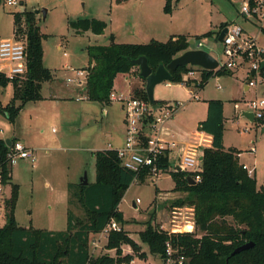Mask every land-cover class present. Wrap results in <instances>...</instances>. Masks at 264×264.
Returning <instances> with one entry per match:
<instances>
[{
  "label": "rangeland",
  "instance_id": "374dc122",
  "mask_svg": "<svg viewBox=\"0 0 264 264\" xmlns=\"http://www.w3.org/2000/svg\"><path fill=\"white\" fill-rule=\"evenodd\" d=\"M20 1L22 4L9 6L7 0H0V39L15 36L14 12L39 10L36 13L37 23L40 31L46 35L43 39L44 65L62 74L60 83H56V89L67 88L64 93L69 91V95L84 97L83 86L65 83L64 78L72 73L64 70L68 65L77 69L89 67L87 47L108 45L111 42L108 23L113 0ZM141 1H133L140 4L138 7L142 11H147L139 19L136 18L139 14H135V4L130 10L124 9L130 11L129 16L133 14L130 21L136 18L134 23L138 26L129 22L121 31L115 30L123 43H148L152 39L167 41L172 34H182L194 41L190 47L195 49L198 42L203 41L206 51L219 60H224L221 41H216L217 34L222 25L236 23L247 29L250 35L257 36L259 45L264 48V33L259 32L257 27L241 15L243 0H178L171 13L165 12L164 0ZM43 9L47 10L45 18ZM82 18L105 21L108 29H105L107 31L102 34L103 37L95 36L91 31L77 33L70 21ZM119 26L118 22L115 27ZM123 30L128 34H124ZM190 71L193 73L188 75L189 80H196L194 86L164 81L155 87V100L164 101L166 106L179 105L174 115L163 123L162 136L171 138L174 135L173 138L179 144L193 143L198 138L197 134H201L197 131V123L206 118L207 99H222L224 146L226 149L240 151L239 162L254 168L253 176L257 185L264 189V125L257 126L241 115L247 109V101L255 98L254 90L245 91L243 81L246 72L239 70L232 76L215 75L202 88H196L195 85L201 80L200 68L194 66ZM45 84L41 88L42 99L23 105L15 123H11L0 112V129L3 131L0 136L15 135L26 147L35 150L37 158L34 167L27 159H17L12 165L11 181L19 187L15 207L17 223L21 226L59 231L67 226L69 210L81 218L85 217V211L76 201L70 185L80 183L85 174L89 182L95 181L94 150L105 148L108 143L114 146L118 144L117 137L125 129V110L117 101L105 106L89 99L77 101L75 97L56 102L50 98L51 89ZM114 84V92L129 96L139 86L145 85V82L133 68L127 74H118ZM193 91L197 92L199 99L194 98ZM12 97L13 88L9 84L1 95L3 105L8 104ZM20 104L21 101L17 100L16 106ZM159 108L157 106L156 110L160 116L168 111L165 107L162 110ZM0 188V226H3L6 223L5 202L11 197L12 186L1 183ZM173 188L171 174H163L158 181L151 178L145 182H134L125 192L119 204L123 223H118L139 244L137 252L130 245L122 248L123 255L125 249L131 251L125 256L134 255L131 264H163L162 258L152 255L149 247L141 241L140 232L150 224H163L167 221L168 212L175 200L186 194L173 191ZM158 189L160 191L157 195ZM154 217L156 222L152 219ZM106 244L107 236L100 233L91 236L90 248L94 258L108 254Z\"/></svg>",
  "mask_w": 264,
  "mask_h": 264
},
{
  "label": "trees",
  "instance_id": "16d2710c",
  "mask_svg": "<svg viewBox=\"0 0 264 264\" xmlns=\"http://www.w3.org/2000/svg\"><path fill=\"white\" fill-rule=\"evenodd\" d=\"M125 1L116 0L117 3ZM164 1L166 13H171L174 3L178 2ZM13 15L15 36L24 39L27 46V74L25 78L12 81L0 71V112L11 123H15L23 105L42 99L43 83L52 81L56 75L54 70L44 65L43 39L46 35L40 31L36 12L25 10ZM70 25L77 33L91 31L97 35L103 34L107 28L105 21L95 18L70 21ZM227 25H222L221 29ZM189 48L190 39L182 34L171 36L167 41L152 39L148 43H120L111 36L108 45H89L90 64L83 68L89 70L85 85L87 97L102 106L110 105L117 75L127 74L133 68L139 74L140 70L132 64V60L145 56L152 70L156 71L159 65H167ZM193 67H178L172 73V81L194 86L195 79L184 80V75ZM200 71L201 80L195 85L196 88H202L212 76L229 72L201 68ZM9 84L13 87V97L3 105L1 95ZM132 96L149 100L145 85L135 89ZM17 100L21 101L19 106H16ZM164 103L155 100L154 108ZM207 106V116L197 128L199 132L211 136V145L203 149L201 180L191 184L188 177H194V173L170 172L174 181L173 191L186 193L176 199L173 206L194 207L195 231L169 236L159 231L157 225L150 224L140 232V239L149 247L152 255L162 259L167 258L166 245L171 241L175 250L174 264H264V189L258 187L255 177L239 162L240 151L224 146L223 101L211 99L207 101ZM151 121L150 117L147 122ZM259 124L264 125L263 120ZM9 150L6 141L0 138V183L12 186L11 197L5 202L6 223L0 226V264H120L133 260L134 255H123L122 248L130 245L137 252L139 244L124 229L112 230L107 235L106 248L115 250L114 256L102 254L94 258L90 248L91 236L102 232L111 219L123 223L119 204L135 181L136 174L122 165L117 149L94 152V182L70 185L76 201L85 211V217L81 218L69 210L67 226L59 231L17 223L15 207L19 187L11 181L13 164L8 158ZM169 164L166 153L159 167L166 170ZM148 175L145 170L140 174L139 181L145 182ZM248 242H252L253 246L233 254L236 248ZM180 256H184L181 263Z\"/></svg>",
  "mask_w": 264,
  "mask_h": 264
},
{
  "label": "built area",
  "instance_id": "2783aa9c",
  "mask_svg": "<svg viewBox=\"0 0 264 264\" xmlns=\"http://www.w3.org/2000/svg\"><path fill=\"white\" fill-rule=\"evenodd\" d=\"M22 4L20 0H7V5L17 6ZM241 15L251 25L258 28L259 32L264 33V0H243L240 9ZM228 28L224 39L221 41L223 47L224 60L218 61L217 70L239 71L244 70L246 77L244 83L248 88H254L264 84V48L259 45L257 36H252L247 29L234 23L226 26ZM191 45V44H190ZM204 42L199 41L196 48L204 49ZM190 47L189 49H191ZM0 71H2L10 80L22 79L27 74V46L24 39L14 36L13 38L0 39ZM73 72V76L67 77L69 84L82 86L87 84L89 75L88 69H76L67 67V70ZM193 72L184 75L187 81ZM192 77V76H191ZM111 100L120 102L125 110V141L121 148L117 149L118 157L122 165L133 171L135 181H139V176L145 170L148 172V179L157 180L163 174L181 171L194 173L195 182L201 180L202 171V145H207L209 140L207 137L202 138L199 143L184 144L179 146L172 135L171 138L162 136V125L165 120L174 115L179 105H163L167 108V113L158 115L154 105L149 100L135 98L132 95L125 96L116 94L112 91ZM246 112H251L254 118L259 122H264V94L247 101ZM151 122H147L149 118ZM8 154L10 162L13 164L17 159H27L32 166L36 162V153L33 149L26 147L20 140H13ZM169 158V168L163 170L159 167L162 157ZM244 169L253 176V170L243 165ZM1 184V183H0ZM1 191V188H0ZM139 201V199H137ZM168 219L165 223L157 224L159 231L166 232L169 236L178 233H191L196 229L194 207L173 206L167 215ZM122 230L120 224L115 220L111 221L103 228L100 234L107 236L110 231ZM98 244L96 243L95 246ZM165 259L167 264H174L173 254L175 252L171 241L166 245ZM184 260V256H180L179 263ZM121 264H130L123 262Z\"/></svg>",
  "mask_w": 264,
  "mask_h": 264
},
{
  "label": "crops",
  "instance_id": "0c3cea01",
  "mask_svg": "<svg viewBox=\"0 0 264 264\" xmlns=\"http://www.w3.org/2000/svg\"><path fill=\"white\" fill-rule=\"evenodd\" d=\"M134 0H127V1H125V2H122V3H117L116 1H112V13L110 14V23H108V28H110L109 30H108V34H111V36H113V38H114V40H115V42H120V43H123L122 41H120V39H119V36H117L116 35V31L115 30H117V31H121L122 30V28L124 27V26H126L127 25V23H129V22H132L136 27L138 26V24H135L134 23V20L137 18V19H139V17L142 15L143 16V14H145L147 11L146 10H144V11H142L141 10V7H138V6H140V4H138L137 2H133ZM138 1H141V0H138ZM129 3H131V4H129ZM141 3H143L142 1H141ZM127 4H129V5H127ZM133 4H135V14L137 13V14H139V16L138 17H136L134 20H132V21H130L132 18H133V14L131 15V16H129L130 15V11H125L124 9H128V10H130L131 8H132V6H133ZM124 5H126V6H124ZM118 22L120 23V25L121 26H119V27H115V25L117 24L118 25ZM110 25V26H109ZM108 28H106V29H108ZM221 30V29H220ZM105 31H107V30H105ZM123 33L124 34H128L127 33V31H125V30H123ZM94 34V33H93ZM104 34V33H103ZM95 36H99V37H103L102 36V34H100V35H97V34H94ZM177 35H181V34H172V36H177ZM171 37V36H170ZM110 41H111V38H110ZM192 40H190V42H191ZM204 48V47H203ZM44 61V60H43ZM90 62V61H89ZM90 64V63H89ZM88 64V65H89ZM67 67H72V66H70V65H68V66H66L65 67V70L64 71H68V72H71L69 69L67 70ZM77 69V68H76ZM237 72V71H236ZM236 72H233V71H229L228 73H226V74H224V75H229V76H232V75H234ZM55 73H56V75H55V77H54V79L52 80V81H50V82H45V83H43V84H45V85H49V88L51 89V97L50 98H53L54 100H56V102L58 101V100H65L66 98H68V97H71V98H73V97H75V100H77V101H82L83 99H88V97H87V94H86V91H85V85L86 84H84V85H82L84 88V91H85V96L84 97H82L81 95L80 96H78V94L76 95V96H73V95H69L67 92H69V91H66V93H64L65 91L64 90H66L67 88H65V89H62V90H60V89H56V83L57 82H59L60 83V79H61V72L60 71H58V70H56L55 69ZM72 73V75L71 76H73V72H71ZM70 75H67L65 78H64V80H65V83L66 84H68L69 85V83H67V81H66V79H67V77H69ZM118 76V75H117ZM243 81V80H242ZM244 82V81H243ZM208 83V82H207ZM206 83V84H207ZM65 84V85H66ZM245 84V83H244ZM264 85V84H263ZM263 85H261V86H259V87H257L256 89H254V88H248L246 85H245V91H249V90H254L255 91V97H257V96H261V95H263L264 94V92H263V88L264 87H262ZM9 86V85H8ZM44 86V85H43ZM67 86V85H66ZM77 86V85H76ZM142 86H144V85H142ZM142 86H139L140 88L142 87ZM13 88V87H12ZM114 88H115V84H114ZM114 92V91H113ZM70 93V92H69ZM114 93H116V94H122V92L121 93H118V92H114ZM193 93V96H194V98L195 99H199V97H198V94H197V92H195V91H193L192 92ZM128 95H132V93L131 94H128ZM211 99H215V98H213V97H211L210 99H207V101H209V100H211ZM220 100H222V99H220ZM207 101H206V103H207ZM223 101V100H222ZM224 102V101H223ZM101 105V104H100ZM123 107V106H122ZM207 108H208V106L206 105V116H207ZM124 109V108H123ZM243 112L244 111H242V113H241V115L242 116H245L244 114H243ZM106 113V110L104 111V114ZM245 117H247V116H245ZM248 118V117H247ZM205 119V118H204ZM204 119H201V120H199L198 121V123H197V128H198V124H199V122H201L202 120H204ZM249 119V118H248ZM250 120V119H249ZM124 126H125V114H124ZM251 121V120H250ZM251 122H254L256 125L258 124V125H260L259 124V122L254 118V120L253 121H251ZM257 125V126H258ZM264 129V128H263ZM197 131L199 132V130L197 129ZM264 131V130H263ZM0 132L2 133L3 131H2V129H0ZM197 134V133H196ZM125 135H126V126H125V129H124V132L121 134V136L120 137H117V142H118V144L117 145H112V143H108V146L107 147H105V148H99V149H95L94 151H97V150H103V149H109V148H115V149H118V148H121L122 146H123V144H124V141H125ZM174 136V135H173ZM197 136H198V138L196 139V140H194L193 141V143H189V144H194L195 142H197V143H199L200 142V140H202V138H205V137H207L208 138V140H209V143L207 144V145H205V144H203L202 145V147H201V149L203 150L205 147H209L210 145H211V136L210 135H208V134H206V133H204V132H201V134H197ZM0 138H2V139H4V140H6V139H9V138H15L14 140H20V139H18V138H16V136L15 135H13V136H4V137H2V136H0ZM176 141V140H175ZM177 142V141H176ZM178 143V142H177ZM179 144V143H178ZM183 144V143H182ZM182 144H179V146H183ZM35 151V150H34ZM242 165H246V164H242ZM35 166V165H34ZM33 166V167H34ZM249 169H252L253 171H254V168H251V167H249L248 165H246ZM174 182V181H173ZM89 183H91V182H89ZM158 191H160L159 189H158ZM157 195H158V193H157ZM136 205V204H135ZM135 207V206H134ZM155 222H156V218H155ZM157 224H158V222H157ZM114 251V252H113ZM113 251H111V250H108V254H110V255H112V256H114L115 255V250H113ZM128 253H131V251H129V250H127V249H125L124 250V255L125 254H128ZM146 258H148V256L147 257H145V259ZM162 261H163V264H166L167 262H166V260L165 259H162ZM130 264L132 263V261L131 262H129Z\"/></svg>",
  "mask_w": 264,
  "mask_h": 264
},
{
  "label": "water",
  "instance_id": "95a60500",
  "mask_svg": "<svg viewBox=\"0 0 264 264\" xmlns=\"http://www.w3.org/2000/svg\"><path fill=\"white\" fill-rule=\"evenodd\" d=\"M36 13H39V10H36ZM44 18L46 17L47 10L43 9ZM228 28L224 27L220 30L216 41H222L227 33ZM190 44H194V41H191ZM132 64L138 66L139 76L145 79V89L148 95L150 104L155 105L154 90L157 84L164 81H172V73L181 66H195L208 71H216L218 67L217 59L205 49L191 48L184 51L182 54L175 57L167 65H159L156 71H153L148 63V59L145 56H141L138 59L132 60ZM243 114L247 116L251 121L254 120V115L251 112L244 111ZM264 130V129H263ZM8 146H11L13 138L5 140ZM188 180L191 184H194L195 181L192 177H188ZM80 183L83 185L89 184L86 174L81 178ZM135 206V202H133ZM253 246L252 242H248L235 249L233 254L239 253L245 249H248Z\"/></svg>",
  "mask_w": 264,
  "mask_h": 264
}]
</instances>
